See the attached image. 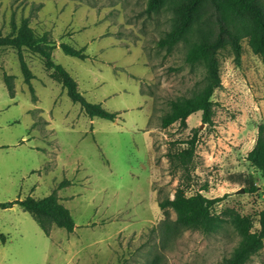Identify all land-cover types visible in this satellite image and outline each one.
Returning a JSON list of instances; mask_svg holds the SVG:
<instances>
[{
	"label": "rangeland",
	"instance_id": "1",
	"mask_svg": "<svg viewBox=\"0 0 264 264\" xmlns=\"http://www.w3.org/2000/svg\"><path fill=\"white\" fill-rule=\"evenodd\" d=\"M147 3L0 0V35L26 20L57 45L54 62L86 99L119 113L114 122L90 119L41 56L23 51L34 77L27 84L17 50L0 47V203L55 193L76 223L73 233L52 226L48 236L19 205L0 209V264H217L241 240L233 218L251 216L253 231L261 229L264 178L246 160L264 123L261 57L247 39L240 64L222 51L213 124L199 112L163 128L171 102L200 92L206 72L187 61L195 37L172 51L158 47L173 14H149ZM61 43L88 58L64 54ZM179 187L188 197L221 198L216 231L187 229L160 208ZM247 264H264V247Z\"/></svg>",
	"mask_w": 264,
	"mask_h": 264
},
{
	"label": "trees",
	"instance_id": "2",
	"mask_svg": "<svg viewBox=\"0 0 264 264\" xmlns=\"http://www.w3.org/2000/svg\"><path fill=\"white\" fill-rule=\"evenodd\" d=\"M168 7L172 14L173 25L169 32L158 41V47L172 51L182 41L195 37L187 55L191 64H201L205 68L206 81L200 92L190 98L171 102V110L163 120V128L175 123L185 125L187 119L195 113L202 112V122L213 124L214 101L211 99L222 85L219 54L229 50L236 64L241 63L242 42L248 40L252 50L258 54L264 64V0H148L146 12H159ZM0 47H10L18 52L22 73L27 84L34 78L26 63L23 51L38 54L44 60L46 68L53 70L59 77L63 88L72 102L79 104L82 111L90 118L116 121L117 112H111L101 103H93L78 90V84L72 75L61 65L54 62L52 51L57 45L46 36H37L26 20L20 26H13L12 35H0ZM64 54L87 59L85 48L77 49L70 44L61 43ZM5 84L9 95L13 97L11 76L5 75ZM33 89V88H31ZM195 137L191 142L194 147ZM185 151L180 161L186 165ZM247 162L257 169L264 178V123L258 126L255 146L246 156ZM247 192V191H246ZM221 198L210 199L203 194L188 197L182 188H178L173 199L166 198L159 203L162 210L173 209L177 214V223L187 229L200 230L206 233L216 231L221 219L216 216L215 205ZM19 205L32 215L43 232L49 236L52 226L73 233L76 228L71 211L59 202L55 193L44 198L29 196L23 200L0 203V209H11ZM260 230L253 231L255 221L251 216L233 218L235 229L241 240L230 257L217 264H247L251 258L264 247V208L259 214ZM2 241L6 236L0 234Z\"/></svg>",
	"mask_w": 264,
	"mask_h": 264
},
{
	"label": "water",
	"instance_id": "3",
	"mask_svg": "<svg viewBox=\"0 0 264 264\" xmlns=\"http://www.w3.org/2000/svg\"><path fill=\"white\" fill-rule=\"evenodd\" d=\"M241 192H244V190H241Z\"/></svg>",
	"mask_w": 264,
	"mask_h": 264
}]
</instances>
